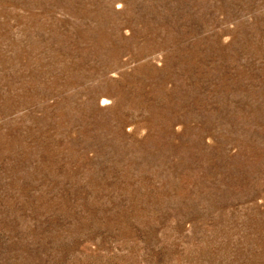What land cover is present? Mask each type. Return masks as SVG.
Segmentation results:
<instances>
[{"label":"rangeland","instance_id":"1","mask_svg":"<svg viewBox=\"0 0 264 264\" xmlns=\"http://www.w3.org/2000/svg\"><path fill=\"white\" fill-rule=\"evenodd\" d=\"M0 264H264V0H0Z\"/></svg>","mask_w":264,"mask_h":264}]
</instances>
